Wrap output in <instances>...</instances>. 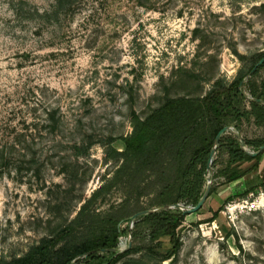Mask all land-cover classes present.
I'll return each instance as SVG.
<instances>
[{"label":"rangeland","instance_id":"rangeland-1","mask_svg":"<svg viewBox=\"0 0 264 264\" xmlns=\"http://www.w3.org/2000/svg\"><path fill=\"white\" fill-rule=\"evenodd\" d=\"M262 53L264 0H0V151L11 159L0 176V259L22 256L77 215L116 167L100 142L122 148L133 113L205 95L236 78L238 54ZM76 142L92 147L78 157ZM220 166L212 184L224 182ZM263 169L264 156L258 172L217 186L187 215L180 253L165 264H264V188L243 197ZM121 201L114 191L96 207ZM121 241L119 253L131 248L130 235Z\"/></svg>","mask_w":264,"mask_h":264},{"label":"trees","instance_id":"trees-1","mask_svg":"<svg viewBox=\"0 0 264 264\" xmlns=\"http://www.w3.org/2000/svg\"><path fill=\"white\" fill-rule=\"evenodd\" d=\"M238 57L242 67L232 82L216 80L202 96L167 97L144 118L133 113L132 131L122 138V148L114 146L113 138L100 142L116 167L77 215L54 236L22 256L0 259V264H165L176 259L182 247L179 229L187 217L177 205L195 207L204 195L218 133L225 127L234 129L222 136L216 149L212 168L221 164L216 176L224 182L213 183L210 196L217 186L260 170L264 151L251 153L264 146V135L248 138L242 132L245 124L264 128V78L259 79L264 64L252 73L264 53ZM91 147V142L86 147L74 144L78 157ZM5 155L0 151V176L11 163ZM246 184L244 198L258 193L264 188V169ZM114 191L122 201L99 210L97 203ZM163 207L169 208L137 218L133 230L123 228L136 214ZM221 211H214L209 222ZM126 235L132 237L131 248L119 253L120 239ZM164 239H169L167 247Z\"/></svg>","mask_w":264,"mask_h":264},{"label":"water","instance_id":"water-1","mask_svg":"<svg viewBox=\"0 0 264 264\" xmlns=\"http://www.w3.org/2000/svg\"><path fill=\"white\" fill-rule=\"evenodd\" d=\"M262 64H264V58L257 64V66L254 68V70L252 71V73L258 68L260 67ZM232 128L230 127H225L224 129H222L217 137H216V141H215V146L211 152V155H210V160H209V168L212 167V164H213V160H214V157H215V154H216V149L217 147L219 146L220 144V141H221V138L224 134H226L228 131H231ZM243 146H245V144L243 143ZM264 151V146L260 148L259 152L257 153H251V155H257L259 153H262ZM211 189H212V182L210 181L208 183V186L206 188V191L204 193V195L202 196V198L200 199V201L198 202V204L195 206V207H184L183 205H177L178 208H180L182 211H183V214L184 215H190V214H193V213H197L199 212L203 207L204 205L206 204L207 200L209 199V196H210V193H211ZM169 207H163V208H160V209H156V210H151V211H143V212H140L138 214H136L132 219H131V225L134 224L135 220L141 216H144V215H149V214H152V213H155V212H158V211H162V210H165V209H168Z\"/></svg>","mask_w":264,"mask_h":264},{"label":"built area","instance_id":"built-area-1","mask_svg":"<svg viewBox=\"0 0 264 264\" xmlns=\"http://www.w3.org/2000/svg\"><path fill=\"white\" fill-rule=\"evenodd\" d=\"M122 244V241L120 242V245Z\"/></svg>","mask_w":264,"mask_h":264}]
</instances>
